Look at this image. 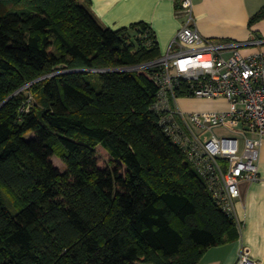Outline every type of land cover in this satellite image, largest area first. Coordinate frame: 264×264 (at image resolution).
<instances>
[{"label":"trees","instance_id":"16d2710c","mask_svg":"<svg viewBox=\"0 0 264 264\" xmlns=\"http://www.w3.org/2000/svg\"><path fill=\"white\" fill-rule=\"evenodd\" d=\"M160 55L149 25L112 30L88 0H0V264H199L239 238L151 108L157 69H126Z\"/></svg>","mask_w":264,"mask_h":264},{"label":"built area","instance_id":"2783aa9c","mask_svg":"<svg viewBox=\"0 0 264 264\" xmlns=\"http://www.w3.org/2000/svg\"><path fill=\"white\" fill-rule=\"evenodd\" d=\"M178 11L185 21L166 52L126 69H157L158 91L151 108L160 114L167 135L207 181L214 199L241 229L235 214L239 183L259 179L258 153L264 139V51L245 55L241 48L264 40L239 43L206 38L196 28L192 0H178ZM180 97L222 98L228 107L186 112L178 105ZM30 100L29 96L25 110ZM215 128L226 129L230 135L219 137L212 133ZM234 264L259 263L241 246Z\"/></svg>","mask_w":264,"mask_h":264},{"label":"crops","instance_id":"0c3cea01","mask_svg":"<svg viewBox=\"0 0 264 264\" xmlns=\"http://www.w3.org/2000/svg\"><path fill=\"white\" fill-rule=\"evenodd\" d=\"M95 18L104 26L118 30L138 23L152 29L160 53L166 52L171 40L183 25L185 16L178 11V0H88ZM264 6V0H192L195 25L206 38L246 43L264 40V19L249 25L250 18ZM264 51V43L241 48L245 55ZM183 101V107L179 101ZM182 111L221 110L225 99L180 97ZM259 179L239 183L240 197L235 214L241 222L237 240L208 248L199 264H234L241 246L253 259L264 264V139L258 153Z\"/></svg>","mask_w":264,"mask_h":264},{"label":"rangeland","instance_id":"374dc122","mask_svg":"<svg viewBox=\"0 0 264 264\" xmlns=\"http://www.w3.org/2000/svg\"><path fill=\"white\" fill-rule=\"evenodd\" d=\"M25 94L26 95L29 94L30 98L33 97L32 94L29 93L28 90L25 92ZM179 105L181 107L184 106L182 100L179 101ZM212 133H214L215 135H217L219 137L222 136V135H226V136L230 135V133L226 129H222V128H215V129H213ZM212 133L210 132V133H207V134L206 133L203 134V139H206V137H209ZM96 150H97V154H98V157H99V160H100V165H103L105 162H107L110 159V156L108 155V153L100 145L97 146ZM52 160H53V163L56 166H58L61 171L65 170V165H64V163L62 162V160L59 157L54 156L52 158ZM1 190H2V192H3V194H4L5 198H6V201L9 204L10 210L13 211V212L17 211L20 208V204L17 203L18 199H17L16 194L14 193V191H12L9 188L4 187V186H1Z\"/></svg>","mask_w":264,"mask_h":264}]
</instances>
